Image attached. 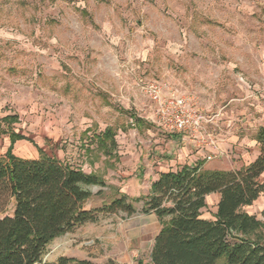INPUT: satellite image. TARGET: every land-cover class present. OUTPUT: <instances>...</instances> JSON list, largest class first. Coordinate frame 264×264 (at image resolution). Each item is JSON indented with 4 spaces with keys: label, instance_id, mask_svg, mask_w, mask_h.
<instances>
[{
    "label": "rangeland",
    "instance_id": "rangeland-1",
    "mask_svg": "<svg viewBox=\"0 0 264 264\" xmlns=\"http://www.w3.org/2000/svg\"><path fill=\"white\" fill-rule=\"evenodd\" d=\"M153 82L211 120L198 132L158 124L144 89ZM262 126L264 0H0V156L44 152L101 176L87 209L145 196L154 175L204 157L209 168H239ZM134 205L54 239L44 261L151 264L162 224L143 199ZM14 207L0 197V217ZM244 209L264 241V194Z\"/></svg>",
    "mask_w": 264,
    "mask_h": 264
},
{
    "label": "trees",
    "instance_id": "trees-1",
    "mask_svg": "<svg viewBox=\"0 0 264 264\" xmlns=\"http://www.w3.org/2000/svg\"><path fill=\"white\" fill-rule=\"evenodd\" d=\"M107 138L115 145L110 130ZM256 138L260 153L248 165L221 169L205 167L204 160L185 164L160 172L145 196L123 194L94 209L85 203L93 195L90 186L105 185L101 176L44 152L22 158L10 149L0 156V197L14 196L15 207L13 214L0 217V264H48L44 255L54 239L97 221L100 212L132 215L135 199H143V211L155 213L162 224L151 264H264V241L255 237L261 220L244 209L264 194V127ZM210 193L220 198L214 217L206 218L201 209ZM72 263L100 264L65 256L56 264Z\"/></svg>",
    "mask_w": 264,
    "mask_h": 264
},
{
    "label": "built area",
    "instance_id": "built-area-1",
    "mask_svg": "<svg viewBox=\"0 0 264 264\" xmlns=\"http://www.w3.org/2000/svg\"><path fill=\"white\" fill-rule=\"evenodd\" d=\"M240 79L244 81L243 77ZM144 89L155 104L156 122L170 131L198 132L205 122L211 120L194 108L188 97L174 88L166 89L165 85L153 82L148 83Z\"/></svg>",
    "mask_w": 264,
    "mask_h": 264
},
{
    "label": "crops",
    "instance_id": "crops-1",
    "mask_svg": "<svg viewBox=\"0 0 264 264\" xmlns=\"http://www.w3.org/2000/svg\"><path fill=\"white\" fill-rule=\"evenodd\" d=\"M262 127H264V126H262ZM260 128V127H259ZM259 130V129H258ZM181 139V138H180ZM255 140H256V142L258 143V140H257V138H256V136H255ZM193 141H195V140H193ZM259 144V143H258ZM251 153L253 154V155H251ZM255 153H256V156H258L259 155V153H260V145H259V147L258 148H252V150L250 151V152H247L246 153V155L244 154V161H246L243 165H241V166H244V165H248L249 163H251L255 158H256V156H255ZM246 159H248V160H246ZM202 160H204V165H205V167H207V161L205 160V157L204 158H202V159H198V161L197 162H199V161H202ZM196 162V163H197ZM195 163V164H196ZM188 165H192V164H188ZM209 168V167H208ZM216 168H219V167H216ZM222 169V168H221ZM171 170V169H170ZM172 170H175V169H172ZM168 171V170H167ZM158 177V174H156V175H154L153 176V180L154 179H156ZM219 198H220V195L218 194V193H210V194H208L207 196H206V203L207 204H209V202L210 201H212V202H214V204H215V208L217 209V205H218V202H219ZM217 211V210H216ZM203 217H205V216H203ZM207 218V217H206Z\"/></svg>",
    "mask_w": 264,
    "mask_h": 264
}]
</instances>
